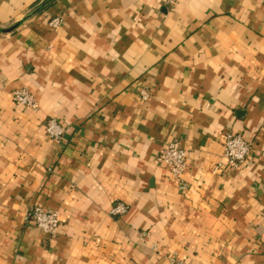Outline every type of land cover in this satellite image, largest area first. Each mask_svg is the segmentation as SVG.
I'll list each match as a JSON object with an SVG mask.
<instances>
[{
    "label": "crops",
    "instance_id": "1",
    "mask_svg": "<svg viewBox=\"0 0 264 264\" xmlns=\"http://www.w3.org/2000/svg\"><path fill=\"white\" fill-rule=\"evenodd\" d=\"M229 133L253 149L224 170ZM176 261L264 264V0H0V264Z\"/></svg>",
    "mask_w": 264,
    "mask_h": 264
},
{
    "label": "built area",
    "instance_id": "2",
    "mask_svg": "<svg viewBox=\"0 0 264 264\" xmlns=\"http://www.w3.org/2000/svg\"><path fill=\"white\" fill-rule=\"evenodd\" d=\"M179 0H165L166 5L173 6ZM62 18H53L49 25L57 28L62 23ZM147 92L143 91L146 98ZM14 102L22 107L34 109L38 108V102L33 94L27 88H18L12 92ZM47 134L55 139H60L65 133V127L62 126L57 119L49 118L46 122ZM253 149V143L248 141L240 134L229 133L224 142V156L226 162L219 166L220 169H236L239 168L250 156ZM158 162L165 165L175 180L179 183L180 188L185 189L186 183L183 180V174L187 168V151L176 142L169 143L161 150L158 155ZM127 211V206L118 203L112 208L113 214H123ZM37 227L43 230L51 237H55L61 226L59 212L47 209L41 205L32 206L27 214ZM175 264H184L182 261H176Z\"/></svg>",
    "mask_w": 264,
    "mask_h": 264
}]
</instances>
